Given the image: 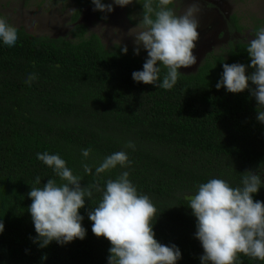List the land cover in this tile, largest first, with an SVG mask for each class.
<instances>
[{"label": "trees", "instance_id": "1", "mask_svg": "<svg viewBox=\"0 0 264 264\" xmlns=\"http://www.w3.org/2000/svg\"><path fill=\"white\" fill-rule=\"evenodd\" d=\"M75 2L71 39L35 37L15 27L14 47L0 41V264H108L111 244L93 234L88 218L102 198L100 192L85 197L79 210L86 230L83 240L63 245L52 241L45 248L33 242L37 234L28 193L48 179L62 183L37 159L44 152L64 159L83 178L81 187L94 183L103 189L107 180L129 172L138 194L148 195L157 209L152 220L155 239L180 249L176 264H201L197 221L188 207L199 184L220 178L240 187L244 173L251 171L262 181L253 200L264 202V123L257 119L264 106H258L248 89L230 93L216 88L224 63L244 64L246 75L251 74L246 51L250 40L231 39L164 90L135 82L132 73L143 70L146 58L119 47L105 48L97 35L77 23L81 9L93 3ZM141 3L133 0L140 18ZM227 26L239 36L245 30L235 16ZM260 27L264 15L253 23V36ZM165 73L162 69L161 80ZM30 74L36 76L31 85L26 83ZM249 87L255 86L249 81ZM129 141L134 149L125 147ZM87 148L92 151L85 160L81 150ZM118 151L127 153L130 167L117 166L96 176L95 167ZM82 163L92 166L91 175ZM37 176L39 185L34 183ZM236 264L264 261L240 254Z\"/></svg>", "mask_w": 264, "mask_h": 264}, {"label": "clouds", "instance_id": "2", "mask_svg": "<svg viewBox=\"0 0 264 264\" xmlns=\"http://www.w3.org/2000/svg\"><path fill=\"white\" fill-rule=\"evenodd\" d=\"M93 11L111 13L113 3L124 7L133 0H91ZM141 3V0H137ZM173 0H142L143 12L140 23L142 30L134 34V53L139 55L142 46L147 51L143 70L134 71L132 78L137 83L155 85L164 90L172 89L181 74L179 69L196 63L193 49L199 39L197 31L200 12L199 0H192L181 15H176L169 7ZM155 5V7H154ZM104 19H107L105 16ZM17 29L0 17V41L9 48L18 40ZM254 39L247 42L246 51L250 57L247 66L253 71L246 75L244 64H223L221 80L216 88H226L230 93L250 90L258 106H264V27L256 30ZM127 53V47H123ZM166 70L161 80V70ZM36 79L30 74L26 81ZM249 81L254 88L249 87ZM257 119L264 123V111H258ZM126 148H135L129 141ZM92 149H82L87 160ZM37 159L53 169L62 183L48 179L42 187H31L30 212L37 236L33 239L40 248L52 241L67 244L75 239L83 240L86 230L82 226L83 217L79 210L85 206V197L91 198L94 191L102 193L98 206L88 212L92 222V232L97 237L107 239L109 249L108 264H176L181 258L176 245L165 246L155 239L152 220L157 209L148 195L138 194L129 179V172H122L115 180L106 181L102 189L99 184L89 183L81 187L80 176L74 175L66 166V161L58 154L37 153ZM131 161L125 151H118L105 157L95 167V175L100 176L117 166L130 167ZM84 172L92 174V166L82 163ZM39 185L41 179L35 178ZM242 186L231 187L220 178H212L201 183L195 194L189 197L188 207L196 218L195 238L203 248L201 264H236L243 254L253 260L264 261V202L254 201L262 181L260 175L245 172ZM4 224L0 222V233ZM46 259V256L42 257Z\"/></svg>", "mask_w": 264, "mask_h": 264}, {"label": "rangeland", "instance_id": "3", "mask_svg": "<svg viewBox=\"0 0 264 264\" xmlns=\"http://www.w3.org/2000/svg\"><path fill=\"white\" fill-rule=\"evenodd\" d=\"M200 12L199 39L193 54L196 63L188 68H181V73H191L196 70L203 58L210 52L224 48L231 40H252V26L264 15V0H199ZM112 3V0H103ZM192 0H173L169 6L176 15H181ZM133 3L121 7L113 3L111 13L93 11L95 7H83L77 21L85 27L88 34H95L107 49L127 47L132 56L147 58V51L141 46L139 55L134 53L136 47L134 34L141 31L138 24L141 18L135 12ZM78 8L75 0H0V17L16 27L23 28L28 34L50 38L66 37L71 39L73 24L71 22L74 10ZM107 19H104V17ZM238 18V23L244 27L239 36L230 33L227 24L230 17Z\"/></svg>", "mask_w": 264, "mask_h": 264}]
</instances>
